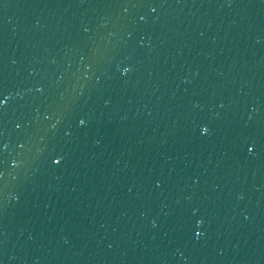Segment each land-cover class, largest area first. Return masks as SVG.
<instances>
[{"label":"water","instance_id":"1","mask_svg":"<svg viewBox=\"0 0 264 264\" xmlns=\"http://www.w3.org/2000/svg\"><path fill=\"white\" fill-rule=\"evenodd\" d=\"M0 264H264V0H0Z\"/></svg>","mask_w":264,"mask_h":264}]
</instances>
